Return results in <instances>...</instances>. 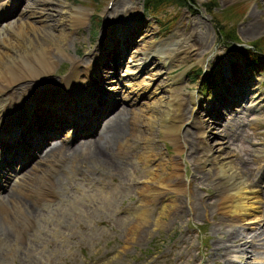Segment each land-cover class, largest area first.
Listing matches in <instances>:
<instances>
[{
	"label": "rangeland",
	"instance_id": "obj_1",
	"mask_svg": "<svg viewBox=\"0 0 264 264\" xmlns=\"http://www.w3.org/2000/svg\"><path fill=\"white\" fill-rule=\"evenodd\" d=\"M62 5L79 8L84 13L83 22L76 27L67 28L69 40L66 38V42L58 41L60 43L59 51H63V54L56 51L55 64L46 76L48 81L45 85L39 81L41 86L52 87V84L55 85L61 76L67 74L70 68L69 56H66L65 53H69L71 57L74 56L75 58L80 57L81 59L83 57L82 61L87 63L88 58L84 53L89 47V53L92 52L93 56L96 54L103 69L107 68L112 62L110 56L114 60L121 54L120 48H117L118 44L121 42L124 46L125 41L129 38L115 36L111 45L108 46L106 39L102 44L101 36L106 28L114 25L112 23H114L115 18L120 19L122 17L124 19L125 16L133 14L134 23L138 25V28L130 29L128 36L136 33L133 39L140 41L142 36L140 35L141 32L138 31L142 30L144 33L142 34V42L132 46V52L139 48L143 41L157 44L166 40L175 31H181L184 34L191 32L190 34L199 36L196 45L197 53L192 54L181 64L166 70L165 62L157 54L151 56L153 58H149L148 62L149 67L157 73L154 78V85L162 89L160 92L163 97L168 95L166 88L172 82L171 80L180 75L174 86L178 87L184 94L196 90L199 102H196L197 105L195 106H192L189 101L185 104L189 111L183 110L186 121L180 129V133L182 132L184 135L186 144L179 156L175 152L174 145L163 137L156 126H153L150 131L143 130L146 137L150 136L148 142L140 138L142 136L140 133H136L139 134L137 135L138 140L133 139L129 142L128 139L127 143L131 145H126L127 150L118 151L117 154L113 145L108 142L105 143L104 140L99 141L97 131L100 130L98 127L100 123L93 124L94 129L97 130L94 133L91 132L92 125L86 134L78 135L71 144L67 145L63 142L61 147L67 148V151L60 152L64 153V160L70 164L71 161L79 162L78 164L92 180L102 178L106 186L112 187V189L111 187L105 188L111 190L109 192L112 194L108 192L109 196L104 194L103 197V190L100 192L93 182L87 184L86 181L84 182V177L77 174L75 177L79 178L78 181L83 185L80 187L84 190V194H82L74 187L75 185L71 184L73 179L66 177V169L58 165L56 168L59 169L56 173L53 172L54 175H50L49 171L45 169L47 165L45 164L40 175L44 174V178L46 177L53 183V188L57 189L58 194L55 195V198L43 200L45 203L40 201L39 204H36L33 201L35 194L20 193V198L27 204L25 205L26 209L32 215L30 216L31 219L33 222H39L35 223L37 229L27 237L22 238L18 244H13L14 241L10 237L13 230L20 229L23 225L20 221H12L13 224L11 222L8 229L6 228L10 237H6L7 240L1 239L3 242L0 240V257L2 253L8 254L9 258L12 254L11 259H7L9 263L3 262V264H35V262L36 264H223L226 258L234 262L236 260L235 264H256V262L257 264H264V258H257L256 256L258 254L263 255L264 252V235H260L259 232L264 226V218L255 224H247L246 226V224H239L232 217L221 213L218 205L219 193L227 185H230V180L227 177L216 176L213 166L210 169L199 167L198 153L204 152L205 144L202 141L197 142L196 126L189 121V116L196 112L201 118H206L212 122L209 118L210 114H207L206 111L208 108L218 120L212 123V128H204L208 143L213 146L219 142L222 153L230 161L244 168L241 174L246 178L255 180L254 177L258 176L259 169L264 167V0H189L186 5L180 6L171 3L162 4L156 7L153 12L143 9L142 0H46L45 4L39 3L38 0H19L15 13L7 20H15L20 15L25 17L22 13L31 9L37 12L43 9V18L41 19L43 23L54 24L56 18L64 15L65 8ZM253 21L255 22L254 26L258 29H254L250 34L248 24ZM219 29L220 36L218 35ZM55 30L54 25L48 26L49 32L55 33ZM194 31L195 33H193ZM235 42L239 45L235 46ZM248 43L254 44L262 52L253 61L254 66H248L240 60L241 57L231 56V45L237 47L241 46L240 44L246 45ZM126 45L128 46V44ZM105 47L108 49L104 52ZM125 47L121 49V52L127 48ZM101 49L103 50L102 53L99 52ZM233 53L235 54V51ZM223 63H227V66ZM119 65L116 64V69L120 75L125 68L123 64L119 63ZM198 67L204 74L199 75L196 72ZM107 70L108 73L112 74L109 67ZM212 70H214L215 75ZM108 73H105V82L108 84V91H110L108 96L111 101L109 100V103L114 102V106L97 119L105 121L115 111L120 112L122 110V114L128 115L132 113L134 108L142 109L143 97L132 105L127 103L125 83L122 81L120 83L117 75L109 76ZM207 80L210 81V84H207ZM206 84L208 88L205 90ZM215 84L218 85L215 86ZM236 86H242L243 89L236 88ZM231 88L240 89L243 94H246L249 88L248 95L253 97L250 104H254L249 108L240 107L235 112L231 111L232 113L224 116L223 122H221V117L226 113L225 107L230 104L231 108L235 101H239L235 100L238 94L233 92ZM14 89L13 92L9 93L10 96H15L19 91L18 87H14ZM217 90L220 92H216ZM213 93L217 98L224 96L226 100L224 108L218 107L219 103H223V97H220V101L206 106L205 100L212 97ZM28 106L29 104L23 106L25 111L29 110ZM41 106L34 109L36 115L44 109ZM31 107L32 105L30 109ZM253 107L256 109L254 110ZM216 109H219V112ZM219 122L220 125H218ZM223 124L224 127L228 126L230 130L222 131L224 134H221L220 129ZM88 125L86 123L85 126ZM138 129H142L141 125ZM81 131L83 129H80ZM61 136L55 139L58 138L60 142ZM82 142L89 144L95 142L101 151L108 156V160L114 162L117 168L111 170L93 159L90 161V158L85 156ZM139 151L155 153V157L164 161L168 159L178 161L180 170L177 171L176 179L180 183L188 185V192L180 191L181 193L178 194L166 192L165 195L162 194L164 201L168 202L167 204L172 200L178 205L177 208L170 209L169 206L160 203V200V202L155 200L145 203V200L152 198L153 194L137 193L135 189L136 179L133 178L130 170H134L137 174L143 169L141 162L136 158ZM37 153L38 151H36ZM56 153L54 150L51 155L43 156L42 159L46 162L50 156ZM168 165L167 163V168ZM59 170L63 172L60 174ZM170 170L169 166V170L164 169L162 173L166 172L162 175H167ZM32 171L23 172L26 179L32 176L29 175ZM39 180V176L31 178L29 181V187L33 186L30 187L31 190L37 187ZM259 184L260 187H263L261 180ZM67 187L70 190L63 193L62 190H66ZM89 192L92 194H86ZM261 196L262 205L259 212L262 218L264 217V196ZM178 213L179 215H176ZM42 214L43 216H40ZM4 215L7 214L1 215L2 219H4ZM2 219H0L1 222H3ZM11 225L15 228H12ZM255 227L260 228L254 229ZM34 233L37 234L34 236ZM5 236L7 235L5 234ZM246 236L251 240V243H246L241 248L235 245L236 242L232 239L233 237L246 239ZM4 242L5 244H2ZM214 246H216L215 249ZM17 248L18 250H16ZM0 264L2 263L0 262Z\"/></svg>",
	"mask_w": 264,
	"mask_h": 264
},
{
	"label": "bare ground",
	"instance_id": "obj_2",
	"mask_svg": "<svg viewBox=\"0 0 264 264\" xmlns=\"http://www.w3.org/2000/svg\"><path fill=\"white\" fill-rule=\"evenodd\" d=\"M38 1L39 3L45 4L46 0H38ZM5 2H6L5 0H0V9L5 4ZM62 7L65 8L63 11L64 15L56 18L54 24H50V23L48 24L47 22L43 23V21L41 20L43 18V9L42 10L40 9L39 12L34 11L32 9L28 10L26 11V13H22L25 15V17L21 15L20 17L19 16L16 17L15 20L12 19L13 21L12 20L6 21L5 19H0V132H1L0 139H1V135H4L6 132H9L10 130H12L13 127H18V128L20 126L22 127V125L24 124L23 122L24 119L29 116L28 122H25L24 127L19 131L18 133L19 135L16 139H12L9 137L5 138L4 136L3 138L4 141L0 142V150H1V145H4L5 154L8 152V150H11L13 153H17L20 145L24 146L27 141V138L29 139L28 141H30V136H31L30 133L34 132L33 133L34 135L32 137L35 140L37 135V141L36 144H33L35 141L32 144H29L32 147L34 146L33 148L31 147L28 153L25 154V155H29L30 153L33 152L32 151L33 149H35L36 147L40 146L43 143V141L46 139L47 136L52 137L58 131L63 130L64 135L68 137L72 131L71 126H74L75 122L81 119L85 112L90 111L95 113L94 118L92 120V124L100 123V125L98 126L100 127V130L97 131L93 129L92 132L97 131L98 133L97 136L99 141L104 140L105 143L108 142L111 145H113L116 154L118 153V151L127 150L128 147H126V145L128 146L131 145L127 143L128 139L129 142L130 140L133 139L136 140L138 138L137 135H139L136 133H140L142 135L140 138H143L145 141L148 142L150 136L146 137L143 134V130L145 129L150 131L152 130L151 128H153V126H156L159 129V131L162 133L163 137L168 139L174 145L175 152L179 156V153L182 152L186 144V139L184 138V135L182 134V132L180 133V129L183 127V123H185L186 121L185 120L186 116H184L185 114L183 115L184 113L183 110L189 111L188 108L185 107L187 101H189L192 104V106L197 105L196 102H199L198 94L197 92L194 91L184 94L180 91L178 87L174 86L175 81L178 80V77H180V75H177L174 79L171 80L172 82H170V84L166 88L168 91V95L166 97L165 96L163 97L160 92L162 91V89H160L159 86L154 85V78L157 75V73L154 69H151L149 67L148 62H149V57L153 55L155 56L157 54L158 56L161 57L162 61L165 62L168 68H173L181 64L192 54L194 55L195 53H197L196 51L198 48L196 45H197V38L199 36H196V34L192 35L190 34L191 32L184 34L181 31H175L171 36H169L166 40H163L160 43L151 44V43H147L146 41H143V43L139 48H137L133 52L131 51L130 54L128 55V58L126 59L125 70H124L125 75L121 81L125 83L124 85V87L126 88L125 99L127 100V103L132 105L135 102H138L143 97L144 101L141 103V105L143 104V108L142 109L134 108L132 113H129L128 115L122 114V110H120V112L115 111V113H113L112 116L109 118L110 120L107 119L106 121L102 122L96 119L98 118V116L96 115V111L101 106H103L104 103H109L111 101L108 96L110 92L108 93L105 92L107 95L104 100H101L102 102L97 101L94 107H90L89 101L90 98L94 96L93 92L97 91V89L100 88L103 89V83L105 82V77L103 78V75L106 69L103 70V66L99 63V57L96 54L93 56L91 54L92 52L89 53L90 51L89 47L86 48L84 53V55H86L88 58L87 63L82 61V58L80 59V57L79 58H75L74 56L71 57L69 53H65L66 56H69L70 68L67 74L65 76H61L58 79V82L55 83V85L52 84V87L44 86L48 81L46 76H48L49 71H51L53 65L55 64L54 61L56 59V51H58L57 53L63 54V51H59L60 43L58 41L66 42L65 40L68 39L66 32L67 28L70 26L76 27L83 22L84 13L79 8L77 7L72 8L70 5L67 6L62 5ZM113 22L114 23H112V25L113 24L114 25L112 27H109L108 29L106 28L104 30L100 39L102 44L104 39H106V43H108V46H110L113 39L115 38V35H119V38H123L124 35L126 34L125 31L127 29L129 30V29L138 28V25L134 23L133 14H130L128 17H126V19H123L122 17H120V19L115 18ZM254 24H255L254 21L248 24L249 28L248 27L247 28L250 31V34L252 33L251 31H253L254 29L256 30L258 29L254 26ZM49 25L55 26L56 29L55 33L48 31ZM114 26H116L115 30H113ZM128 30L126 32H128ZM245 32H247L246 29ZM193 33H195V31ZM131 36L132 35H130L129 37L128 36L124 37V38L127 37L129 38L126 40V44H130L132 42ZM126 44H124V46L121 42L120 44H118L117 48L118 49L120 48V53L122 51L121 49L127 46ZM107 49L108 48L105 47L104 52ZM102 51H103L102 49L99 50V52L101 53ZM107 55L110 54L107 53ZM110 58L112 59L111 65H113L115 59L113 60L112 56H110ZM225 66H227V64H225ZM39 81H42L44 85L41 86V84L38 83ZM43 86L44 89L42 90ZM14 87H18L19 91L15 94V96L14 95L10 96L9 93L15 90ZM238 88H242V86H239ZM234 92L239 96L243 95L240 89H236L234 90ZM219 98L220 97L216 98V100ZM37 102L43 105L50 104L49 106L50 108L46 107L42 109L33 119L31 118L32 107L30 109V106ZM24 103L25 105L29 104L28 106L29 110L25 111V109L23 108V106H25ZM207 114H209V112H207ZM196 115H197L196 112L190 115L189 121L193 123L192 125L196 126V130H197L196 135L198 138L197 142L202 141L203 144H205V148L203 149L204 152L198 153V159L200 160L199 167L210 169V167L213 166L214 173L216 176L227 177V179L230 180V185H227L219 193L220 200L218 205L220 206L219 209L221 210V213L232 217L239 224L240 223L246 224V226L247 224L257 223L258 221L264 218V217L261 218V213L259 212L260 210L259 208L262 205L261 195L264 196V172L262 171L260 172L261 173L260 179L263 182V187H260V184L255 180L244 177L243 174H241L243 171L242 169L244 168L230 161L227 158V156L222 153L219 142H217L213 146L208 143L206 129L204 128L205 127L212 128L213 126L212 123H214L215 120H212L211 117H209L212 121L210 122V120L206 118L203 119L200 117V115L199 116ZM68 122L70 123V127L66 130V128L63 127ZM5 123H7V125ZM87 123L90 125L89 122ZM78 124L80 127L78 128L76 127L77 129L76 131L80 129L83 130L87 129V127L89 126V125L83 126V124L81 123ZM42 125H44V127H50L49 125H54L52 127L53 130H51V128L47 130L49 131L48 132L49 135H42L40 133H36L37 128H42ZM139 125H141L142 127L141 130L138 129ZM58 127L61 128L57 129ZM82 143L86 154L85 156L89 157L90 161L93 159L102 166H107L111 170L115 169L116 166L114 162L108 160V156L103 151H101L100 147L95 142L90 144L88 142H82ZM61 146L62 145L58 143L47 149L46 156L47 154L51 155V153H53L54 150H56L57 153L59 152V154L57 153L53 154L52 156L49 157V159H47L46 162H44L45 160L43 159H39V158L34 159L35 156H33V160L27 166V170H25L26 173L33 170L32 173L29 174L32 176L29 179H26L25 174H23L24 170H22V172H20L19 175H17L11 180V184L8 186L7 192L3 193V195L0 194V219H2L1 215H3L4 213L7 214L4 215V219H2L3 222L0 221V227H1L0 239L7 240V238L10 237V234L7 232V229L12 221L17 220L22 222V225L24 224L23 228L21 229L16 228L15 230H13L10 237L14 241L13 244L16 243L18 244L22 238L27 237L32 231H35L37 229L35 228V223L37 221L33 222V220L31 219L32 217L30 216L32 215L25 207V205H27L26 202L20 198L21 195L20 193L35 194L37 195L38 198H42L43 196H46L47 198H52L58 194L57 189L53 188L52 185L53 183L50 182L49 179H47L46 177L44 178V174L40 175L41 170L45 164H47L45 169L49 171L50 175L51 174L54 175L53 172L59 169L54 167L55 163L59 164V166H62L64 169H66V173H65L66 177H68L69 179L71 178L73 179L71 184L75 185L74 187H76V189L79 190V192H81L82 194H84L83 192L84 190H82L80 187H82L83 185L81 184V182L78 181L79 178L77 179L75 177V175L77 174L82 175L81 177H84V182L86 181L87 184L93 182L97 190H99L100 192L103 190L102 192L103 197L104 194H107L109 196V193H111L109 192L111 190L105 189L106 187L108 189V187L111 186L109 185L106 186V183L102 178H96L95 180H92V178L87 174V172L78 164L79 162L75 163L71 161V164L69 162L67 163L63 157L64 153L63 152L60 153L61 151L66 150L67 148ZM136 158L138 159L139 162H141V166L143 167V169L141 172L137 174L135 173L134 170H130L131 175L137 181V182L135 181V184H137L135 189L139 194H144V195L153 194V197L150 199L149 198L146 199L145 203L147 202L149 203L150 201L160 200L161 201V202L159 201L160 203H162L164 206H169L170 209L177 208L178 205L176 204V202H173L172 200H170V203L167 204L168 202L166 203L164 201V197L162 194L165 195L166 192H171L173 194L181 193L180 191L185 193L188 192V185L186 183H180L178 179H176L177 171L180 170L178 161L169 160V159L164 161L159 159L158 157H155V153L143 152V151H139L136 154ZM5 160L9 164H14V160L11 158L7 157L5 158ZM167 163L169 164L168 168H167ZM169 166L171 170L168 172V174L162 175L167 171V169L169 170ZM164 169H166V171L162 173ZM5 172L6 170H3L2 174H4ZM58 172L61 174L63 171L60 172L59 170ZM35 176H39L40 180L38 181L39 183L37 187L35 188L34 186L35 189L31 190L30 187L33 186L29 187V181L31 180V178ZM258 180H259V176H258ZM69 190L70 188L67 187L66 190H62V191L64 193V191H69ZM14 194H18V195H14ZM86 194H92V193L89 192ZM41 201L44 202L43 200ZM143 212L145 213V211ZM176 215H179V213ZM40 216H43V214ZM34 220H36V218H34ZM259 228L260 227H255L254 229H259ZM259 232L260 235H264V226L261 228ZM246 233H248V231H246ZM5 234L7 236H5ZM35 234L37 233H34V236ZM129 237L132 238V236ZM239 237H233L232 239L233 241L236 242L235 245L239 246L240 248L246 243L249 242L251 243V240L247 238L248 236H246V239H240ZM235 239H239V240H235ZM3 240L1 241L3 242ZM2 244H5V242ZM215 248L216 246H214V249ZM16 250H18V248ZM249 253L252 254V252L250 251ZM11 256L9 258L8 254L2 253L0 257V262L2 264L3 262H8L7 259L8 258L11 259ZM256 256L257 258L258 257L264 258V252L263 255L258 254ZM235 262L231 261L229 258H226L223 264H235ZM249 264H254V263H249Z\"/></svg>",
	"mask_w": 264,
	"mask_h": 264
},
{
	"label": "trees",
	"instance_id": "obj_3",
	"mask_svg": "<svg viewBox=\"0 0 264 264\" xmlns=\"http://www.w3.org/2000/svg\"><path fill=\"white\" fill-rule=\"evenodd\" d=\"M187 2H189V0H143V5L145 7V9H148L149 11H155L156 7L162 5V4H166V3H171L173 5H186ZM189 4V3H188ZM247 53V52H246ZM248 54H251V52ZM251 62V61H249ZM200 70L199 68H197L196 72L198 73ZM208 81V80H207Z\"/></svg>",
	"mask_w": 264,
	"mask_h": 264
}]
</instances>
